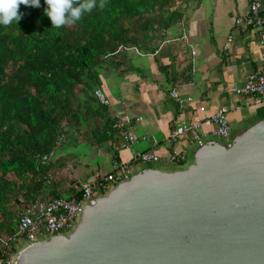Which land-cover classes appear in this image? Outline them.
<instances>
[{"label":"water","instance_id":"1","mask_svg":"<svg viewBox=\"0 0 264 264\" xmlns=\"http://www.w3.org/2000/svg\"><path fill=\"white\" fill-rule=\"evenodd\" d=\"M15 264H264V118L195 143L183 165L134 169Z\"/></svg>","mask_w":264,"mask_h":264},{"label":"crops","instance_id":"2","mask_svg":"<svg viewBox=\"0 0 264 264\" xmlns=\"http://www.w3.org/2000/svg\"><path fill=\"white\" fill-rule=\"evenodd\" d=\"M247 12L248 0H201L183 20L158 34L153 44L126 49L115 57L95 91H102L109 105L102 106L95 93L92 114L86 113L76 136L54 152L53 178L42 197L73 198L97 173H111L115 154L122 161L130 160L131 153L121 149V137L110 132L117 116L128 122L140 140L133 150L160 156L162 161L154 164L165 168L177 166L168 159L173 151L189 156L194 145L188 139L168 143L177 126L203 121L221 109L228 110L232 132L264 118V103L256 104L253 96L230 91L242 88L248 76L264 67L258 31L236 25ZM172 91L179 94L178 100L170 96ZM203 132L210 133V129L203 128ZM83 144L86 159L72 152Z\"/></svg>","mask_w":264,"mask_h":264},{"label":"trees","instance_id":"3","mask_svg":"<svg viewBox=\"0 0 264 264\" xmlns=\"http://www.w3.org/2000/svg\"><path fill=\"white\" fill-rule=\"evenodd\" d=\"M200 2L93 0L79 21L54 28L40 0L18 6L17 24L0 25V238L44 195L48 168L39 158L76 136L109 63L153 44Z\"/></svg>","mask_w":264,"mask_h":264},{"label":"built area","instance_id":"4","mask_svg":"<svg viewBox=\"0 0 264 264\" xmlns=\"http://www.w3.org/2000/svg\"><path fill=\"white\" fill-rule=\"evenodd\" d=\"M236 25L241 29H254L258 31L260 46L264 49V0H248V12L242 18L236 20ZM229 43L232 38H229ZM228 44L225 49H228ZM195 55V51H193ZM233 94L250 95L255 98L256 104L264 103V67L261 71L248 76L242 88L232 87ZM170 96L173 99L179 98L176 91ZM96 97L103 106H108L109 101L102 91L97 90ZM228 110L221 109L218 113L206 118L203 121H194L189 125L177 126L169 136L168 143L178 144L183 139H188L191 144L202 141L206 137L216 136L227 139L233 129L227 117ZM203 128H209L210 133H204ZM111 132L122 139L121 149L131 153L129 161L120 159L118 154L112 158V171L108 174L97 173L92 182L81 187L80 199L40 197L30 206L23 208L19 214L15 232L6 238H0V264H15V257L20 246L26 241H37L54 234H67L73 230L79 212L84 203L89 202L98 195L107 194L113 187L129 178L136 167L141 164L159 163L160 156L151 152H135L133 145L140 140L134 137L128 122L122 117H115L111 124ZM145 139L144 137L141 138ZM41 163L46 165L48 170L45 173V181L48 183L52 178V165L55 161L54 152L39 158ZM168 159L171 163L183 165L189 160L185 152L173 151Z\"/></svg>","mask_w":264,"mask_h":264},{"label":"clouds","instance_id":"5","mask_svg":"<svg viewBox=\"0 0 264 264\" xmlns=\"http://www.w3.org/2000/svg\"><path fill=\"white\" fill-rule=\"evenodd\" d=\"M46 7L44 14L50 19L52 27L59 28L64 24L79 21L82 14L90 11L93 0H44ZM31 5L40 6V0H0V25H9L21 18L18 6ZM103 5L101 4V7Z\"/></svg>","mask_w":264,"mask_h":264},{"label":"rangeland","instance_id":"6","mask_svg":"<svg viewBox=\"0 0 264 264\" xmlns=\"http://www.w3.org/2000/svg\"><path fill=\"white\" fill-rule=\"evenodd\" d=\"M219 140H222L223 141V139L222 138H219ZM86 150H87V147L83 144V145H80V146H78V147H76V148H73L72 149V152L73 153H77V154H79L80 153V156L81 157H79L80 159H86V158H84V157H86V156H84L83 157V155L86 153ZM88 157V156H87ZM88 160V159H87ZM86 160V161H87Z\"/></svg>","mask_w":264,"mask_h":264}]
</instances>
